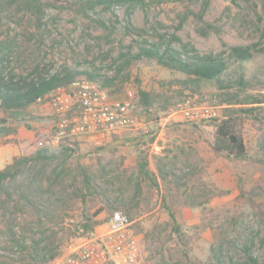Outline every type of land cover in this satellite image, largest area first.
<instances>
[{"label": "rangeland", "instance_id": "obj_1", "mask_svg": "<svg viewBox=\"0 0 264 264\" xmlns=\"http://www.w3.org/2000/svg\"><path fill=\"white\" fill-rule=\"evenodd\" d=\"M38 1L43 5L40 25L22 4L14 5L0 25L6 71L25 75L71 67L91 71L98 81L115 77L110 90L131 101L142 129L150 133L134 131L140 133L133 145L136 159L126 163L121 155L126 147L118 137L95 145L83 137L56 141L52 110L44 103L34 105L31 112L44 120L20 127L25 134L34 131L27 148L24 141L19 149L16 141L0 139V156L5 157L0 168L12 154L30 155L38 148L67 146L74 155L38 212L22 204L8 206L18 241L8 235L0 216V264H45L103 228L116 209L133 223L140 264H264V103L251 101L264 99V0H210L201 21L194 16L201 8L195 0H143L132 11L126 5H99L86 15L80 0ZM208 25L213 29L208 35L197 32ZM170 35L180 40L170 45L176 49L187 43L201 54L226 53L228 76L245 81L244 87L230 90L237 95L230 106L212 82L202 83L193 96H179L174 81L183 75L154 60L131 59L143 41L166 47ZM234 46L252 47L251 58H228ZM139 90L169 95L168 105L158 101L143 112ZM184 105L208 106L214 116L188 122L179 113ZM250 107L255 109L251 114L241 112ZM225 115L229 131L245 145L243 160L228 155L216 138V125ZM161 129L155 141L159 149L148 161L153 133ZM139 156L148 162L147 176L138 173Z\"/></svg>", "mask_w": 264, "mask_h": 264}, {"label": "trees", "instance_id": "obj_2", "mask_svg": "<svg viewBox=\"0 0 264 264\" xmlns=\"http://www.w3.org/2000/svg\"><path fill=\"white\" fill-rule=\"evenodd\" d=\"M143 0H80L79 9L86 15L88 10H93L102 5L106 9L114 5H126L131 11ZM201 4L200 11L194 16L198 20L203 19L210 0H195ZM23 5L25 8L32 9L35 16V23L40 25L43 16L42 6L38 0H0V25L5 19L10 17V11L14 5ZM264 6V2H263ZM130 14L127 12V15ZM187 14L179 25L181 28L185 22ZM210 25L197 29V32L206 36L212 31ZM170 40L166 47L159 43L148 44L143 41L138 53L131 56L133 60L143 58L154 60L155 63L172 72L184 76L183 79L174 81L177 83L176 91L178 95L188 93L187 96H193L200 91L204 82H212L221 96L225 97V102L230 106L231 101L235 100V93H230L234 85L244 87L245 81L242 76L232 79L226 73L225 52L218 54H201L193 46L181 43L179 48H173L172 42L180 43L175 35H170ZM252 47L234 46L227 53L228 58L237 61H245L251 58ZM1 53V51H0ZM130 59V61H131ZM129 60L121 67H125ZM89 80L98 82L97 84L108 95L114 96L116 91L110 90L114 87V80L99 77L86 70H76L71 67H62L54 73H47L35 69V71L25 75H15L7 72L3 66V57L0 56V139L4 144L15 142L14 136L17 135L19 127L29 128L30 122L44 120L31 112L34 105L39 104L38 99H43L53 89L66 86L74 81ZM139 102L143 112H148L153 104L161 101L168 105L169 95L164 93H150L147 91H138ZM255 104H263L264 99H252ZM162 110L166 107L163 105ZM255 109L253 107L241 109L244 114H251ZM227 115L216 125V138L223 142L228 155L235 159L246 158V148L240 137L229 131ZM74 155L72 147L61 146L56 150L47 148H38L30 155H19L14 157L10 163L0 169V216L2 217L8 235L15 239V233L11 219L7 216V209L10 203L22 204L35 212L39 211L41 202L47 195L53 193V186L65 172V166ZM138 173L147 176L149 174L148 162L145 158L139 156L137 161ZM99 212V211H98ZM96 212V214L98 213ZM174 221L173 214H170ZM86 218V216L84 217ZM87 219V218H86ZM87 229V225H84Z\"/></svg>", "mask_w": 264, "mask_h": 264}, {"label": "built area", "instance_id": "obj_3", "mask_svg": "<svg viewBox=\"0 0 264 264\" xmlns=\"http://www.w3.org/2000/svg\"><path fill=\"white\" fill-rule=\"evenodd\" d=\"M37 102L48 105L53 112L56 141L87 137L100 144L107 138L143 127L130 100L108 95L89 80L57 87ZM179 113L191 123L214 116L208 106L184 105ZM132 224L123 211L113 210L103 228L82 236L66 253L45 264H140L141 249Z\"/></svg>", "mask_w": 264, "mask_h": 264}, {"label": "crops", "instance_id": "obj_4", "mask_svg": "<svg viewBox=\"0 0 264 264\" xmlns=\"http://www.w3.org/2000/svg\"><path fill=\"white\" fill-rule=\"evenodd\" d=\"M142 128L139 129L140 131L139 130H137V131H139L143 135L150 133L147 128L145 130L142 129ZM27 132H29V133L25 134V133L21 132L20 127L18 128L17 135L14 136V139L17 142L16 148L22 149V145H23L22 142L23 141H24V143L26 145L25 148H27L28 145L30 144V142H32V139L35 136L34 135V131L33 130H28ZM127 132H129V133H127ZM139 132L126 131V132L122 133L120 136H117L118 137V141H119L118 143L123 144L124 147H126V151H123L121 153L122 157L126 160V163L129 162V160H135L136 159V150H135V148H133V145L135 144L136 140H139L140 136L137 137V135L140 134ZM162 132H163V130L161 129L158 132L155 131L153 133V134H157V136H156V139L154 140V142L152 144V149L148 150V155H147V160L148 161L151 160V154L152 153L156 154L157 151H155V150L159 149V146L157 145V143L155 141L160 138V135L162 134ZM83 138H84V140H86L88 142L89 145H95V142H94V140L92 138H87V137H83ZM113 138H115V137L107 138V139H105L104 142L105 143H111L113 141ZM54 144H57V142L54 141ZM121 148H123V147H121ZM124 154H127V155H124ZM11 156H12V159H13L14 157L18 156V152L12 154ZM0 159H2V160L4 159L5 160V157L1 158V156H0ZM8 163H10V162L9 161L5 162V165H7Z\"/></svg>", "mask_w": 264, "mask_h": 264}]
</instances>
